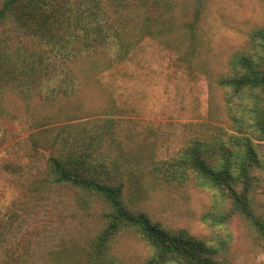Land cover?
<instances>
[{"label": "trees", "instance_id": "16d2710c", "mask_svg": "<svg viewBox=\"0 0 264 264\" xmlns=\"http://www.w3.org/2000/svg\"><path fill=\"white\" fill-rule=\"evenodd\" d=\"M207 1L4 0L0 8V26H8L9 39H0V119L11 117L13 98L29 106L37 99L53 104L77 95L86 74L128 61L148 38L207 76L212 89L225 92L233 133L212 126L166 159L118 153L117 120L108 115L38 127L30 138L32 150L51 156L42 154L45 165L28 189L33 197L57 202L69 194L80 210L104 207L101 228L81 251L82 264H119L112 252L125 234L150 248L147 264H224L204 241L168 230L135 208L147 176L167 186L216 189L264 246V220L255 200L264 181L257 173L264 171V24L248 33L224 72L216 73L203 58L200 25Z\"/></svg>", "mask_w": 264, "mask_h": 264}, {"label": "rangeland", "instance_id": "374dc122", "mask_svg": "<svg viewBox=\"0 0 264 264\" xmlns=\"http://www.w3.org/2000/svg\"><path fill=\"white\" fill-rule=\"evenodd\" d=\"M263 24L264 0H208L200 25L206 63L214 72H224L248 33ZM5 27L0 26V39L9 40ZM8 33L14 40L15 34ZM84 77L77 95L53 104L37 99L29 106L13 98L8 104L11 117L0 119V236L6 235L0 264H82V249L102 226L101 205L84 211L72 195L43 202L28 190L37 168L45 165L44 155L51 156L31 146V136L45 122L59 126L108 115L117 120L115 150L138 159L147 153L169 158L212 126L233 133L225 92L212 89L207 76L154 39H145L128 61ZM257 173L264 178V171ZM142 184L144 195L135 208L152 220L204 241L224 264H264L263 244L242 218L233 216L216 189L192 183L167 186L149 176ZM255 200L264 220V181ZM112 254L119 264H147L151 251L136 236L125 234Z\"/></svg>", "mask_w": 264, "mask_h": 264}]
</instances>
